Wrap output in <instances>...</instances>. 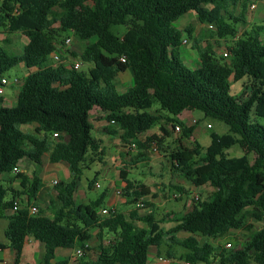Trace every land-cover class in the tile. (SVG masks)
I'll use <instances>...</instances> for the list:
<instances>
[{
    "label": "trees",
    "instance_id": "trees-1",
    "mask_svg": "<svg viewBox=\"0 0 264 264\" xmlns=\"http://www.w3.org/2000/svg\"><path fill=\"white\" fill-rule=\"evenodd\" d=\"M254 1L0 0V28L27 39L19 54L8 55L0 46V78L18 65L27 71L14 107L1 106L0 96V177L11 174L24 159L35 165L31 178L23 172L14 177L25 190L27 202L7 217V243H0V250L13 251L14 264L28 238L43 245L40 264H69V258L54 261L59 249L91 251L87 245L93 231L99 242L95 258L84 253L75 264H147L150 248L161 245L154 214L139 212L151 206L141 202L150 189L127 179L125 172L120 173L125 183L121 195L126 205L137 208L128 212L108 209L109 214L102 216L99 209H105V193L87 204L75 201L83 171L101 162L104 155L101 141L92 135L89 113L93 108L105 113L108 134L120 132L122 142L140 148L151 143L160 147L163 141L156 135L144 143L138 137L161 120L176 122L164 118L161 111L175 117L192 108L227 125L229 134H210L204 153L195 144L169 154L172 168L185 180L214 191L206 201H195L168 230L167 247H183L187 250L183 258L190 264H264V227L253 230L249 223L250 219L264 222V126L250 119V113L264 118V25H253L237 37L233 26L246 25V11ZM189 12L195 13L199 23L212 26V35L232 38L224 47L226 57H216L208 47L197 48L195 68L182 62L178 51L182 32L174 23ZM112 26L126 30L114 34ZM70 31L84 43L78 58L91 66L87 73L73 70L72 64H51L49 56L59 52L58 39ZM127 70L132 85L118 93L116 78ZM244 79L249 93L232 96L231 83ZM154 103L159 110L151 112ZM32 124L36 125L33 133L21 130ZM178 127L182 138L192 136L193 126L179 123ZM238 143L252 154L251 160L247 155L228 156L226 151ZM44 155L50 163L66 164L70 176L68 182L55 185L51 218L40 211L29 213L42 186L39 173ZM95 180L89 181L90 189ZM6 194L0 186V217L13 208L14 201H5ZM140 202L144 207H139ZM232 231L248 233L233 249L209 242L224 239ZM180 232L189 236L179 240ZM108 235L111 240L105 244ZM167 255L172 256L170 251Z\"/></svg>",
    "mask_w": 264,
    "mask_h": 264
},
{
    "label": "rangeland",
    "instance_id": "rangeland-1",
    "mask_svg": "<svg viewBox=\"0 0 264 264\" xmlns=\"http://www.w3.org/2000/svg\"><path fill=\"white\" fill-rule=\"evenodd\" d=\"M253 3H256L257 9L250 10L248 7L244 18L246 21V25H243L242 23H235L233 25L237 32L236 37L241 35L244 30H249L253 25H264V19H257V16H263L264 18V0H256ZM239 11L240 8H237L236 13H238ZM174 27L179 29L182 32V36L187 39L186 45L193 46L195 43V39H198V44L196 45V47L201 50L208 47L210 48V50L214 51L216 57H219L222 54L223 50L221 51V48L224 46V44H230V42H232L231 37L220 39L215 35H212L210 31L214 32V30H209L207 28V25L199 23L197 21L195 13L193 12H189L188 14L178 19L174 23ZM111 30L114 34H121L126 29L122 26H112ZM187 34H189L190 38ZM68 36H71V42L66 46L62 44V41H64ZM262 37H264V34L262 35ZM26 44L27 39L21 33L7 34L3 28H0V46L5 49L8 55L21 53L23 47ZM57 46L59 49L58 54L60 56V59L62 58L64 61L69 62H81L78 56L83 49L84 43L78 42L73 37V35H69L66 33L62 34L58 39ZM178 51L182 62L191 69L193 65H191L190 63H186L182 48L180 47ZM191 51H193V49H191ZM219 52L221 54H219ZM90 67V65L82 63L79 71L87 73ZM4 77L8 80V84L4 87L3 93L0 95L4 101L1 106L5 108H11L16 105L17 93L22 80L25 77V72L19 67H14L10 71H8L4 75ZM130 77L131 75L129 71L119 74L116 78L117 87L119 89L129 88L132 85V83L130 82ZM15 79L20 80V83L18 85L14 83ZM248 93L249 90L247 80L244 79L236 83H231L230 94L232 96L241 98ZM158 107V104L154 103L152 109ZM250 119L252 122H256L261 126H264V118L254 117L253 114L250 113ZM194 121L195 123H193ZM164 122L168 127V123L163 120L152 128V131L156 136H158V134H163L160 131L158 125ZM183 123H190L194 126V139L191 140L190 138H182L181 129H167L168 137L164 135L162 136L164 140L162 139V145L158 148L152 143L147 147L140 148L137 145H127L121 142L119 149H114L111 147L112 143H117L118 140L115 135L108 134V137H104V144L102 145L104 154L102 157L103 160L101 162L95 161L91 163L89 166L90 169L83 171L76 192L77 203L87 204L89 201H94L100 195L105 193L106 198L104 201H106L107 198H112L115 200L114 205L117 211L128 212L129 210L137 208V205H126L123 196L117 194V192L122 191L124 187L121 185L123 181L120 178V173L125 172L127 174V179H129L130 181H136L138 183L149 185L151 194L148 197L143 198L141 202L150 203L151 206H149L145 210L140 209L139 212L142 214L145 212H151L154 214L155 219L159 222L160 228L156 236L162 239L161 245L157 249H155V247H151L149 256L152 253H157L158 256L169 259L167 251H170L174 258L181 264L186 262L183 256L187 252V250L177 245H172V248L167 247L170 244L167 234L168 230L176 223L172 221V219L178 218L179 221L180 217L184 213L191 210L192 205L196 204L190 199L193 198L194 195H198L199 201L204 202L208 199L209 195L214 191V189L209 186L197 188L193 186L189 181L185 180L177 171L172 168L168 158L169 154L175 151L180 146L190 148L195 144L200 145L204 153L206 147L210 144L211 133H215L218 135H225L230 133L227 125L216 119L205 118L204 115L197 110H194L191 117L185 119ZM207 125H210L211 128H207ZM26 131L33 132V129H27ZM103 134H105L103 130L100 132V134L98 133L99 136H103ZM93 136L95 135L93 134ZM109 137L114 138L112 142L108 140ZM181 140H183L184 142L182 144H179V141L181 142ZM226 152L231 158H237L247 155L250 160L252 159V154H249L247 152L245 145L242 143L234 145ZM141 155L145 156L144 159H142ZM43 162H45V159H43ZM28 163L29 162L25 160L21 165L24 169L28 170V174H30L32 168L34 167L33 169H35V165L31 163L30 170ZM54 173L62 177V173L60 170L55 171ZM94 177H96V180L93 184V187L90 189L88 184L89 181H91ZM152 182H154V184ZM48 184L50 185V191H52L51 183L49 181ZM96 185H98V187ZM190 191L193 193H190ZM10 198V195H6V200H10ZM103 208L107 207L103 206ZM100 211L101 209H99V214ZM169 220H171L172 222L168 223ZM249 223L253 225V230H259L264 227V222H258L254 219H250ZM138 225L142 226V224ZM6 226L7 219L0 218V243L4 244L7 243V240L4 237V230L6 229ZM185 235L186 234L184 232H180L176 235V237L179 240H183L187 237ZM247 235L248 233L246 232L232 231L224 239L215 241L209 240V242H211V244L215 247L217 245L224 246L225 243L229 242L231 243L233 249L234 247L241 245L244 240H246ZM109 240H111V236H105L104 242L108 243ZM36 243L39 244V242ZM97 244L98 241L94 237L90 241V246L96 249ZM32 248H34V250H39L40 247ZM8 253L9 252L0 251V259H2V261L0 262L8 260ZM41 253L40 255L39 253H36L34 255V252L30 249V246L28 244H25L23 254L20 259V264H32L35 259L38 258V256H40L41 258ZM93 253H95V251H93ZM92 255V252H86V256L88 258H91ZM215 264H217V261L215 262Z\"/></svg>",
    "mask_w": 264,
    "mask_h": 264
},
{
    "label": "crops",
    "instance_id": "crops-1",
    "mask_svg": "<svg viewBox=\"0 0 264 264\" xmlns=\"http://www.w3.org/2000/svg\"><path fill=\"white\" fill-rule=\"evenodd\" d=\"M255 6H256L255 7V10H256L257 9L256 3H255ZM257 19L263 20L264 18H263V16H257ZM182 39H183V41H182L181 48L183 50V55L185 57V61H186V63H190L191 65H193V67L191 68V69H193V68H195L197 66V63H198L197 47L195 46V43L198 44V39L197 40L195 39V43H194L193 46L186 45L187 39L184 38L183 36H182ZM225 45L226 44H224V46L221 48V51L222 50L224 51ZM191 49H193V51H191ZM195 51H196V53H195ZM223 51H222V54H223ZM219 54H221V53L219 52ZM62 63L63 64H71L73 62L72 61H70V62L69 61H64L62 59ZM17 67H19L20 69H22L25 72V74H26L27 71H26V69L22 65H18ZM128 71L129 70H127L126 72H128ZM130 75H131V72H130ZM131 81H132V77H130V82ZM115 86H116V90H117L118 93H123V92H125L128 89V88L119 89L117 87L116 82H115ZM157 110H159V107L158 108L151 109V112H154V111H157ZM193 112H194V110L192 108H187L180 115L175 116V117H172L171 115H168L166 112L161 111V115L164 118H168V117L169 118H173L176 122L173 123V125L168 124V127H167V125H166L165 122H164L165 124L164 123L159 124L158 127L163 129V132H162L163 134L162 135H159L158 134L159 139H163V137H162L163 135L166 136V137H168V131H167V129L173 130L174 129V126H176V125L179 126V123L183 127H187V128L193 126L190 123L189 124H184L183 123V121L185 119H188L189 117H191V115L193 114ZM89 120H90V123L92 124V127H93L92 133L95 135L94 137L96 139H98L99 141H101V148H102V145L104 144V137H108L107 128L109 127L108 122L105 120V113L102 112L98 108H93L90 111V113H89ZM161 121H163V120H161ZM27 129H33V132H34V130L36 129V125L32 124V125H24V126H22V130L23 131L28 132V131H26ZM102 130H103V132L105 134H103V136H99L98 133L100 134V132ZM152 130L153 129H150L145 134L140 135L138 137V140L144 142L147 137L152 136V135H155ZM193 131H194V126H193ZM33 132H29V133H33ZM150 132H151V134H150ZM114 135H115V137L117 138L118 141H117V143L113 142L111 147L114 148V149L115 148L119 149L120 144L122 142L121 139H120V132H118L117 134H114ZM113 139L114 138L109 137L108 140H110L112 142ZM190 139L193 140L194 139V135L191 136ZM183 142L184 141L181 140V142H179V144H182ZM122 143L123 144H126L124 142H122ZM43 159H45V162H43ZM25 160L29 162L28 163V166H29V168L31 170V162L29 160H27V159H24V160H22L19 163L18 170L20 172H23L27 177L31 178L32 175H33V173H34V171H35V169H33L34 168L33 167L32 170H31V173L28 174V170L24 169L22 167V165H21L22 162L25 161ZM59 170L62 173V177L54 173L55 171H59ZM14 177H15V175L13 173H11L9 175H3V176L0 177V186H2V188H4L7 191V194L6 195H10L11 196L10 200H13L14 201L13 202V208L12 209H8V210H4L2 212V215H1L0 218H6L7 219L8 216H10L11 214H13L15 212V210H14V204L15 203L17 204V206H22V205H25L26 202H27L25 190L21 187L19 181L14 179ZM39 177L41 179L42 186H41L40 190L37 193L36 201L31 206H35L38 209V211L42 212L45 216L51 218L53 216V210H54L53 203H54V201L56 199V195H57V189L55 188V186H53V181L54 180H58L59 182H64V183L68 182L69 179H70L69 171H68V168H67L66 164H64L62 162H60V163H50L49 160H48V156L47 155H44L42 157V166H41V171L39 173ZM48 181L51 183L52 191H50V185L48 184ZM152 183L154 184V182H152ZM121 185L124 186L125 183L122 182ZM144 185H146V184H144ZM146 186L149 187V189H150V186L149 185H146ZM200 188H202V187H200ZM150 192H151V189H150ZM190 193H193V192L190 191ZM76 194L77 193H75V196H74L75 201H76ZM190 199H191L192 202H195L193 200V198H190ZM10 200H6V196H5V201H10ZM114 204H115V200L112 199V198H107L106 201H104V206L107 207L105 209H108V208L109 209H115V205ZM172 221L176 222L175 225L179 222L178 221V218L177 219L173 218ZM172 221L169 220L168 223L169 222H172ZM172 227H170V228H172ZM184 233L186 234L185 236H187V237L189 236L188 233H186V232H184ZM92 235H93V237H92V239H93L95 237V232L94 231L92 232ZM90 241H89V243H88L87 246H89L91 248V251H89V252H92V254H93L90 259H94L96 255H95V253H93V251H96L97 247H96V245H95L96 249L93 248V247H91L90 246ZM25 244H28L30 246V249L33 250V252H34V255L36 253H39V255H40V253L42 252L41 253V258H42L43 245L41 243L38 244V243H36V241L32 240L31 238H28L26 240ZM25 244H24V246H25ZM98 244H99V242H98ZM105 244H106V242H105ZM32 247H38V248L40 247L42 250L40 248H39V250H34V248H32ZM23 249H24V247H23ZM155 249H157V248L155 247ZM75 250L76 249H74V250H62V249L57 250L54 261L61 260V259H64V258H69V264H75V261H77L78 259L81 258V257L78 258V259L75 258ZM150 250H151V248H150ZM0 251L1 252L2 251L3 252H9L7 254L8 260H4L3 262H0V264H14V262H13L14 261V254H13V251L10 248H5L4 250H0ZM84 253L85 252H83V255H84ZM22 254H23V250H22ZM22 254L20 256V259L22 257ZM171 255H172V253H171ZM41 258H40V256H38V258H36L35 261L32 264H35V263H37V264L39 263L40 264ZM20 259H19L18 264H20ZM0 261H2V259H0ZM215 262L213 264H215ZM186 263H188V262H185V263H182V264H186ZM147 264H181V263L178 262L174 258L173 255L169 259H165V258H162L161 256H158L157 253L156 254L155 253L154 254L152 253L150 256L148 254Z\"/></svg>",
    "mask_w": 264,
    "mask_h": 264
},
{
    "label": "built area",
    "instance_id": "built-area-1",
    "mask_svg": "<svg viewBox=\"0 0 264 264\" xmlns=\"http://www.w3.org/2000/svg\"><path fill=\"white\" fill-rule=\"evenodd\" d=\"M255 3H252V4H250L249 5V9L250 10H254L255 9ZM207 28L209 29V30H213L214 28L212 27V26H207ZM69 35H72V32L70 31L69 32ZM70 42H71V36H68L65 40H64V45H69L70 44ZM185 43V42H184ZM223 57H226L227 55H226V53L224 52L223 54ZM49 59H50V61H51V64L52 65H54V66H56V65H58V64H63L62 63V60L60 59V56H59V54H58V52H55V53H52L50 56H49ZM121 61L122 62H125V58L124 57H122L121 58ZM82 61L81 62H77V61H73V63H71L72 64V68H73V70H75V71H79L80 70V68H81V66H82ZM85 64V63H84ZM14 83L16 84V85H18L19 83H20V80H18V79H15L14 80ZM8 84V80L5 78V77H2V78H0V95L3 93V90H4V87L6 86ZM193 123H195V121L193 122ZM175 128V130H179V127L178 126H176V127H174ZM207 128H210V125H207ZM54 137H57V134H54ZM20 171L18 170V168H14L13 170H12V173L14 174V175H16V174H18ZM59 182L57 181V180H54L53 181V185L55 186V185H57ZM97 187H98V185H96ZM117 194L118 195H121V191H119V192H117ZM193 200L194 201H198L199 200V196H195L194 195V197H193ZM17 204L15 203L14 204V210H16L17 209ZM139 207H144V205L140 202L139 203ZM29 213L31 214V215H36L37 213H38V209L35 207V206H31V207H29ZM109 214V211H108V209H103V210H101L100 211V215H102V216H107ZM223 248L224 249H226V250H229V249H232V245H231V243H229V242H227V243H225L224 244V246H223ZM83 256V250L82 249H80V248H77L76 250H75V258H80V257H82ZM186 264H190V263H186Z\"/></svg>",
    "mask_w": 264,
    "mask_h": 264
}]
</instances>
